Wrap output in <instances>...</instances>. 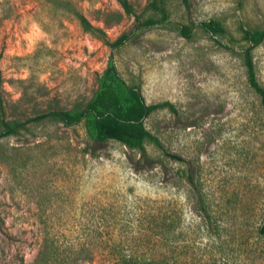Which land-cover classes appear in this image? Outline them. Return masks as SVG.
Segmentation results:
<instances>
[{
  "label": "rangeland",
  "instance_id": "obj_1",
  "mask_svg": "<svg viewBox=\"0 0 264 264\" xmlns=\"http://www.w3.org/2000/svg\"><path fill=\"white\" fill-rule=\"evenodd\" d=\"M128 1L139 19L160 18L152 0ZM164 2L170 22L139 29L117 0H0L9 118L83 107L113 55L147 105H173L145 127L187 162L149 143L150 162L97 144L84 123L47 120L1 139L0 264H264V111L241 58V28H264V0ZM80 16L128 42L113 51ZM210 20L229 49L199 27ZM251 53L264 88V41Z\"/></svg>",
  "mask_w": 264,
  "mask_h": 264
},
{
  "label": "trees",
  "instance_id": "obj_2",
  "mask_svg": "<svg viewBox=\"0 0 264 264\" xmlns=\"http://www.w3.org/2000/svg\"><path fill=\"white\" fill-rule=\"evenodd\" d=\"M117 1L127 15L136 17L139 29L151 28L170 22L164 0H152L149 6L160 18L145 20H141L136 16L128 0ZM181 1L184 5L189 4V0ZM115 17L116 21L121 19V16ZM80 23L85 31L97 35L113 51L124 46L130 36L124 34L115 41L110 42L105 38L103 30L93 27L85 17L80 16ZM194 26V24L189 26L179 25L178 31L181 36L187 38L190 36ZM199 27L218 46L229 49L220 39L226 34V30L220 21L210 20L199 24ZM241 32L244 40L249 43L247 48L241 50L247 82L259 98L260 105L264 111V88L257 79L251 53L253 48L264 41V28L261 30H250L242 27ZM3 94V79L0 71V140L18 135L21 131L27 130L28 125L32 123L39 124L48 120L59 122L68 128L84 123L87 136L97 144L109 141L118 142L128 149L138 152L141 160L150 162L151 158L145 148L146 144L149 143L161 150L165 156L184 164L187 163L180 156L166 152L159 139L145 127V120L152 113L160 109L174 111L173 105L169 102L147 105L140 88L128 85L123 79L117 69L113 55L110 56L105 70L97 80V89L83 107H75L71 110H52L24 120L11 119L7 116V103ZM187 173L188 182L193 185V175L189 171ZM259 233L264 235V226L260 228Z\"/></svg>",
  "mask_w": 264,
  "mask_h": 264
}]
</instances>
